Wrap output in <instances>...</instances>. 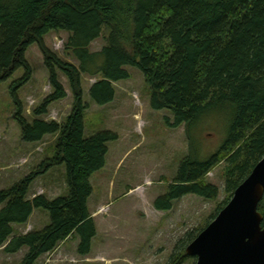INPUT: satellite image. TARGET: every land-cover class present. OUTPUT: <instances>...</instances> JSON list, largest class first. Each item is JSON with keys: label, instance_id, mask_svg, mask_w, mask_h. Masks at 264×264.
Segmentation results:
<instances>
[{"label": "trees", "instance_id": "16d2710c", "mask_svg": "<svg viewBox=\"0 0 264 264\" xmlns=\"http://www.w3.org/2000/svg\"><path fill=\"white\" fill-rule=\"evenodd\" d=\"M105 29L106 45L92 52ZM57 31L69 34L65 51L79 68L44 45V38ZM35 44L45 56L53 93L33 114L46 115L52 103L66 98L58 71L69 80L75 103L60 125L28 122L17 101L16 121L25 142L58 136L55 156L43 171L0 191V249L15 254L26 248L21 264H36L73 238L80 241L78 253L87 256L96 236L88 207L90 180L105 167L108 143L118 136L106 131L85 138L83 75L102 77L89 93L96 105L104 106L114 100L113 83L130 79L127 68H135L145 78L151 107L172 113V128L185 126L190 154L167 195L155 202L159 211H169L172 202L187 195L215 199L218 189L206 177L222 163L226 190L234 194L264 158V0H0V81L20 68L26 74L18 87L31 79L25 55ZM220 120L228 128L227 139L216 154L202 160L194 131ZM62 164L69 194L53 201L43 195L27 199L33 182ZM36 209L50 214V225L14 236V226L27 224ZM259 211L264 218V199ZM193 238L190 233L180 244L185 247ZM183 256L170 264H179Z\"/></svg>", "mask_w": 264, "mask_h": 264}, {"label": "rangeland", "instance_id": "374dc122", "mask_svg": "<svg viewBox=\"0 0 264 264\" xmlns=\"http://www.w3.org/2000/svg\"><path fill=\"white\" fill-rule=\"evenodd\" d=\"M108 30L90 49L100 51L106 45ZM69 34L52 32L44 45L59 59L79 68L78 61L66 53ZM31 79L22 87L18 83L26 74L20 68L9 79L0 81V191L10 189L32 173L44 170V163L56 153L58 136L47 135L41 142L27 143L16 121L17 101L22 115L33 122L66 123L75 103L67 77L58 71L66 98L52 103L48 113L36 117L33 112L53 93L45 56L39 45L26 52ZM130 79L113 83L115 97L104 106L96 105L90 88L101 76L83 75L85 138L112 132L118 136L108 143L106 165L91 177L93 192L88 207L96 226V236L87 256L78 253L79 239H70L52 253L43 255L36 264H197V258L187 256L188 246L212 223L233 198L226 190L225 163L217 166L206 181L218 189L215 199L187 195L174 202L169 211H159L155 202L166 196L175 183L180 166L190 154L185 126L172 128V113L156 111L150 104V91L143 74L127 68ZM196 148L202 160H208L224 145L228 128L225 121H210L194 131ZM69 194L66 165H57L39 176L31 185L27 199L43 195L49 201ZM1 209V207H0ZM51 223L50 214L34 210L27 224L15 225L14 236L41 231ZM193 239L189 244V234ZM180 247V248H179ZM179 248V249H178ZM184 248V249H183ZM28 250L8 254L0 249V264H21Z\"/></svg>", "mask_w": 264, "mask_h": 264}, {"label": "water", "instance_id": "95a60500", "mask_svg": "<svg viewBox=\"0 0 264 264\" xmlns=\"http://www.w3.org/2000/svg\"><path fill=\"white\" fill-rule=\"evenodd\" d=\"M264 158L236 189L228 205L188 246L197 264H264Z\"/></svg>", "mask_w": 264, "mask_h": 264}]
</instances>
